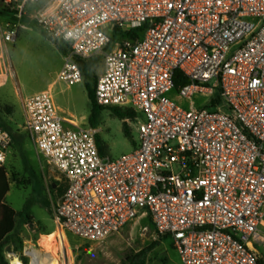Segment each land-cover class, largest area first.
I'll return each instance as SVG.
<instances>
[{"label":"built area","instance_id":"1","mask_svg":"<svg viewBox=\"0 0 264 264\" xmlns=\"http://www.w3.org/2000/svg\"><path fill=\"white\" fill-rule=\"evenodd\" d=\"M14 9L6 42L26 16L68 44L56 77L67 86L83 81L74 57L103 56L95 103L135 113L125 121L138 142L110 159L98 129L64 117L50 90L24 99L38 154L67 183L54 207L60 229L97 243L147 220L172 238L181 264H260L264 0H21ZM177 72L190 82L177 88ZM12 144L0 124V169Z\"/></svg>","mask_w":264,"mask_h":264},{"label":"rangeland","instance_id":"2","mask_svg":"<svg viewBox=\"0 0 264 264\" xmlns=\"http://www.w3.org/2000/svg\"><path fill=\"white\" fill-rule=\"evenodd\" d=\"M12 1L7 5L5 0H0V121L13 133L12 149L0 169V241L17 227V213L25 204L31 205L32 221L25 222L19 229L21 248L16 238L11 249L6 251L9 264L16 258L22 264H31L30 252L44 259L51 258L53 264H124L129 256L156 242L158 245L149 252L147 264H181L172 238L158 235L147 220L131 221L119 233L97 243L60 229L54 207L67 183L38 154L26 129L23 103L27 96L50 90L64 117L88 127L91 111L88 93L95 90L96 84L92 77L72 86L56 82L65 57L69 55V45L48 39L38 24L26 16L19 22L16 42H6L2 34L8 21L1 11L12 9L16 5ZM113 35L114 40L119 37L116 31ZM100 57L97 77L105 70L104 58ZM214 83L215 80L209 86ZM112 109L102 111L97 129L108 147L105 157L115 159L133 150L138 134L133 123L120 120ZM124 123L128 135L124 132ZM53 184L54 189L51 188ZM258 251L264 262L263 250L258 247Z\"/></svg>","mask_w":264,"mask_h":264},{"label":"trees","instance_id":"3","mask_svg":"<svg viewBox=\"0 0 264 264\" xmlns=\"http://www.w3.org/2000/svg\"><path fill=\"white\" fill-rule=\"evenodd\" d=\"M16 13L15 11H11L10 9H3L1 11V15L8 20V22L12 23L15 22L17 17H16ZM143 30V28H140L136 31H131L128 33H125L123 36L124 37H131V36H138V32H141ZM118 34V32H116ZM101 55H96L93 56L89 59H82L79 57H74V61L78 64V66L80 67L82 73H83V79H88L90 77H92L94 79V82L96 84V81L98 79L97 75H96V70L99 66H101ZM190 81L189 79L184 76V74L182 72H177L176 76H175V86L178 88L179 86H183L188 84ZM89 98L91 101V111L90 114L88 116V123L89 126L92 128H97L99 125V122L101 120V115H102V111L107 110L109 108H104V107H100L95 103V99H94V90H90L89 91ZM112 113L119 118L120 120H125L126 118H134L135 113L132 110H125V109H121V108H113L112 109ZM0 124L2 127H4L5 129H7L13 138V133L9 130V128L3 124L0 121ZM124 128V132L125 134L128 135V127L127 125L124 123L123 125ZM96 142H97V147L99 150V153L102 157H105V152L106 150H108V147L104 144V142L102 141L101 137L99 135H97L96 138ZM13 145V144H12ZM58 184V183H57ZM51 188L54 189V184L51 185ZM66 189V186H64V191ZM63 191V193H64ZM62 193V194H63ZM30 209H31V205L30 204H25V206L23 207V209L17 213V218H18V224L17 227L14 229V231L7 235L2 241H0V264H9V261L6 257V251L11 249V243L14 241V239H18L20 241L19 245L20 248L23 244L22 239H20L19 237V229L22 226V224H24L25 222H31L32 221V215L30 214ZM161 237H169V236H161ZM158 245V243H154L151 246H149L146 249H143L141 251H139L138 253L129 256L124 264H147V257L149 252H151L156 246ZM260 264H264V262L260 259Z\"/></svg>","mask_w":264,"mask_h":264},{"label":"bare ground","instance_id":"4","mask_svg":"<svg viewBox=\"0 0 264 264\" xmlns=\"http://www.w3.org/2000/svg\"><path fill=\"white\" fill-rule=\"evenodd\" d=\"M30 256L32 257V263L31 264H53L51 258H42L38 253L30 252ZM12 264H22V262L19 259H14Z\"/></svg>","mask_w":264,"mask_h":264},{"label":"crops","instance_id":"5","mask_svg":"<svg viewBox=\"0 0 264 264\" xmlns=\"http://www.w3.org/2000/svg\"><path fill=\"white\" fill-rule=\"evenodd\" d=\"M15 2H16V4H19L20 2H21V0H14ZM11 11H15V12H17L15 9H14V7L12 8V9H10ZM27 18H29V17H27ZM30 19V18H29ZM30 20H32V19H30ZM8 21V20H7ZM33 21V20H32ZM68 119V118H67ZM13 146V145H12ZM12 149V148H11ZM11 151V150H10ZM10 151H9V153H10ZM9 153H8V155H9Z\"/></svg>","mask_w":264,"mask_h":264},{"label":"water","instance_id":"6","mask_svg":"<svg viewBox=\"0 0 264 264\" xmlns=\"http://www.w3.org/2000/svg\"><path fill=\"white\" fill-rule=\"evenodd\" d=\"M55 186V185H54Z\"/></svg>","mask_w":264,"mask_h":264}]
</instances>
